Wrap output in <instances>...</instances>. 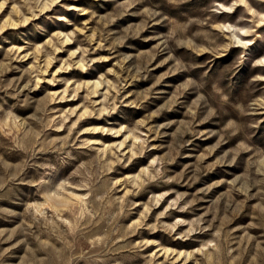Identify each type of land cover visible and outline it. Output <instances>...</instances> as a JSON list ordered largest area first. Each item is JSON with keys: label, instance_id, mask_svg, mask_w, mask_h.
Masks as SVG:
<instances>
[{"label": "rangeland", "instance_id": "obj_1", "mask_svg": "<svg viewBox=\"0 0 264 264\" xmlns=\"http://www.w3.org/2000/svg\"><path fill=\"white\" fill-rule=\"evenodd\" d=\"M0 264H264V0H0Z\"/></svg>", "mask_w": 264, "mask_h": 264}]
</instances>
